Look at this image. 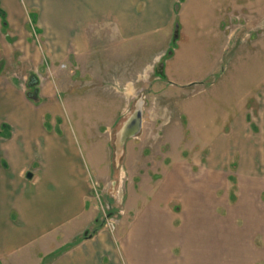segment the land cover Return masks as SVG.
<instances>
[{"label": "rangeland", "instance_id": "374dc122", "mask_svg": "<svg viewBox=\"0 0 264 264\" xmlns=\"http://www.w3.org/2000/svg\"><path fill=\"white\" fill-rule=\"evenodd\" d=\"M128 1V10L140 16V0ZM173 2L170 18L152 32L121 41L114 26L98 29L95 55L70 61V68L33 72L16 56L11 64L0 60V125L9 121L7 83L19 96L33 95V74L50 75L65 118L46 117L45 128H89L97 141L109 138L112 176L92 182V204L96 231L107 232L115 248L132 215L126 214L127 197L134 211L166 168L175 166L186 181L178 184L185 197L173 207L201 210L192 217L207 218L200 234L209 253L224 250V264H264V0ZM208 40L216 51L202 55L210 76L186 85L171 82L166 66L176 52H185L190 42L200 50ZM137 111L139 130L125 141L134 146L125 166L124 152L116 155L114 149ZM5 126L0 139L10 137ZM0 162L7 169L1 150ZM107 217L116 222L112 233L104 227ZM70 247L49 255L48 262Z\"/></svg>", "mask_w": 264, "mask_h": 264}, {"label": "crops", "instance_id": "0c3cea01", "mask_svg": "<svg viewBox=\"0 0 264 264\" xmlns=\"http://www.w3.org/2000/svg\"><path fill=\"white\" fill-rule=\"evenodd\" d=\"M128 2L0 0L6 24L4 28L0 17V60L11 64L10 59L16 56L19 65L33 72L70 68V61L74 64L95 55L98 29L114 26L121 41L143 35L162 27L157 24L167 22L174 5L173 0H140L139 16L128 10ZM214 46L208 40L200 50L191 42L185 52L180 48L166 66L168 79L179 85L207 79L212 67L202 55L215 54ZM33 75L37 80L35 101L26 94L17 95L11 84L4 89L10 109L6 124L11 132L8 139H0L7 168L0 164V264L225 263L224 250L210 254L201 239L207 218L192 217L201 210L191 212L182 206L178 212L173 207L178 198L185 197L178 184L186 181L175 166L166 168L153 192L140 197L134 211L127 197L126 214L132 215L117 237V248L107 232L96 231L92 182H106L112 176L109 138L99 142L89 128L66 125H60L57 132L47 130L43 124L46 117L62 121L65 113L52 77ZM5 125L1 124L0 130ZM132 150L129 143L121 148L125 166H129ZM70 245L48 262L49 255Z\"/></svg>", "mask_w": 264, "mask_h": 264}, {"label": "water", "instance_id": "95a60500", "mask_svg": "<svg viewBox=\"0 0 264 264\" xmlns=\"http://www.w3.org/2000/svg\"><path fill=\"white\" fill-rule=\"evenodd\" d=\"M140 118V112L137 111L133 117L129 121H132L130 123H126V125L121 129L119 132V138L116 140V155L121 154V148L125 144V141L130 138L131 136H134L136 133H138L139 127L136 125V120ZM28 178H30V175H27Z\"/></svg>", "mask_w": 264, "mask_h": 264}, {"label": "trees", "instance_id": "16d2710c", "mask_svg": "<svg viewBox=\"0 0 264 264\" xmlns=\"http://www.w3.org/2000/svg\"><path fill=\"white\" fill-rule=\"evenodd\" d=\"M0 17H1V19H2V26L5 28V20H4V14L2 13V12H0ZM37 85V80L35 79V78H32V79H30V86H33V87H35ZM33 96V97H32ZM27 98L30 100V101H35V100H37V90L36 91H34V93H33V95H30V94H27ZM2 130H5V129H8L6 126H2V128H1ZM77 242H74L73 244H72V246L73 245H75Z\"/></svg>", "mask_w": 264, "mask_h": 264}, {"label": "built area", "instance_id": "2783aa9c", "mask_svg": "<svg viewBox=\"0 0 264 264\" xmlns=\"http://www.w3.org/2000/svg\"><path fill=\"white\" fill-rule=\"evenodd\" d=\"M104 227H105L106 231L112 233V232H114V230L116 228V222L113 219H111L110 217H107V218H105Z\"/></svg>", "mask_w": 264, "mask_h": 264}]
</instances>
